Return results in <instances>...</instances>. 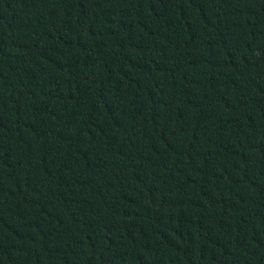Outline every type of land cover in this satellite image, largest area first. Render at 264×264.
<instances>
[{"label": "trees", "instance_id": "trees-1", "mask_svg": "<svg viewBox=\"0 0 264 264\" xmlns=\"http://www.w3.org/2000/svg\"><path fill=\"white\" fill-rule=\"evenodd\" d=\"M0 264H264V0H0Z\"/></svg>", "mask_w": 264, "mask_h": 264}]
</instances>
